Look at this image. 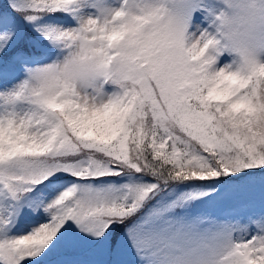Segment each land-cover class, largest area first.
Returning a JSON list of instances; mask_svg holds the SVG:
<instances>
[{
  "label": "snow or ice",
  "instance_id": "1",
  "mask_svg": "<svg viewBox=\"0 0 264 264\" xmlns=\"http://www.w3.org/2000/svg\"><path fill=\"white\" fill-rule=\"evenodd\" d=\"M240 3L0 0V264H264Z\"/></svg>",
  "mask_w": 264,
  "mask_h": 264
},
{
  "label": "clouds",
  "instance_id": "2",
  "mask_svg": "<svg viewBox=\"0 0 264 264\" xmlns=\"http://www.w3.org/2000/svg\"><path fill=\"white\" fill-rule=\"evenodd\" d=\"M232 30L233 37L229 43L237 53L251 52L256 56H264V22L251 14L249 5H237Z\"/></svg>",
  "mask_w": 264,
  "mask_h": 264
}]
</instances>
